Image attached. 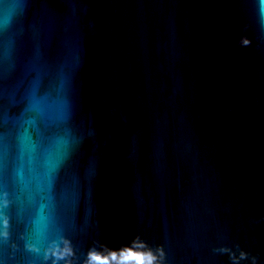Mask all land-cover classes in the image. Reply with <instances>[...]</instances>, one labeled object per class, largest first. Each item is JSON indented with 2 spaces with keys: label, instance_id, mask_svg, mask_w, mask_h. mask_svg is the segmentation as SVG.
<instances>
[{
  "label": "water",
  "instance_id": "water-1",
  "mask_svg": "<svg viewBox=\"0 0 264 264\" xmlns=\"http://www.w3.org/2000/svg\"><path fill=\"white\" fill-rule=\"evenodd\" d=\"M0 193V264H264V0H0Z\"/></svg>",
  "mask_w": 264,
  "mask_h": 264
},
{
  "label": "snow or ice",
  "instance_id": "snow-or-ice-1",
  "mask_svg": "<svg viewBox=\"0 0 264 264\" xmlns=\"http://www.w3.org/2000/svg\"><path fill=\"white\" fill-rule=\"evenodd\" d=\"M248 43H249V42H248L247 40L244 41V44H245V45H248ZM0 195H2V193H0ZM222 250H223V249H222Z\"/></svg>",
  "mask_w": 264,
  "mask_h": 264
}]
</instances>
